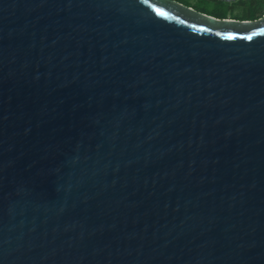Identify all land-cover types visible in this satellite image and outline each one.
Masks as SVG:
<instances>
[{
	"label": "water",
	"instance_id": "95a60500",
	"mask_svg": "<svg viewBox=\"0 0 264 264\" xmlns=\"http://www.w3.org/2000/svg\"><path fill=\"white\" fill-rule=\"evenodd\" d=\"M0 264H264V18L0 0Z\"/></svg>",
	"mask_w": 264,
	"mask_h": 264
},
{
	"label": "rangeland",
	"instance_id": "374dc122",
	"mask_svg": "<svg viewBox=\"0 0 264 264\" xmlns=\"http://www.w3.org/2000/svg\"><path fill=\"white\" fill-rule=\"evenodd\" d=\"M242 2V4L237 5L236 10L234 12L229 13L226 16H222L223 19H230V20H237V21H244V22H256L259 20H262L264 18V0H239ZM180 4H184L183 6L191 8L193 11L202 14V15H213V9L209 7L207 3H202L197 0L191 1V2H183L180 1ZM241 5H245L248 8H251L252 6L256 5V9H253V11L245 12V9L242 8ZM213 17V16H211ZM221 18V19H222ZM218 19V18H217Z\"/></svg>",
	"mask_w": 264,
	"mask_h": 264
},
{
	"label": "flooded vegetation",
	"instance_id": "af4514ba",
	"mask_svg": "<svg viewBox=\"0 0 264 264\" xmlns=\"http://www.w3.org/2000/svg\"><path fill=\"white\" fill-rule=\"evenodd\" d=\"M202 3H207L211 9H213V16L214 18L221 19L222 16H226L229 13L234 12L236 10L237 5L242 4L239 0H197ZM242 8L245 9V12H251L253 9H256V5L252 6L251 8H248L245 5H241ZM223 19V18H222ZM230 20V19H228Z\"/></svg>",
	"mask_w": 264,
	"mask_h": 264
},
{
	"label": "crops",
	"instance_id": "0c3cea01",
	"mask_svg": "<svg viewBox=\"0 0 264 264\" xmlns=\"http://www.w3.org/2000/svg\"><path fill=\"white\" fill-rule=\"evenodd\" d=\"M175 1H177L178 3H181L180 1H183L185 3V2H188V1L191 2V1H194V0H175ZM187 7H190V6L187 5Z\"/></svg>",
	"mask_w": 264,
	"mask_h": 264
}]
</instances>
